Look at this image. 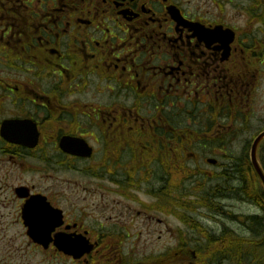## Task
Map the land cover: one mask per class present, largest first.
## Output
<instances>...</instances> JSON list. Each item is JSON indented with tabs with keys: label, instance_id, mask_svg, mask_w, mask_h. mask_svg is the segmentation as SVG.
<instances>
[{
	"label": "flooded vegetation",
	"instance_id": "af4514ba",
	"mask_svg": "<svg viewBox=\"0 0 264 264\" xmlns=\"http://www.w3.org/2000/svg\"><path fill=\"white\" fill-rule=\"evenodd\" d=\"M256 105L264 130V0H0V222L9 224L0 264H158L141 254L137 224L173 236V217L182 227L162 264L248 254L251 239L241 242L226 221L210 231L196 215L173 216L172 175L207 179L196 163L213 158L238 200L264 210V190L261 201L243 193L257 190L245 153L188 152L206 135L235 142L226 129L248 126ZM68 172L101 181V213L86 223L62 205L88 191ZM144 188L154 200L140 199ZM231 212L224 218L235 225ZM186 234L197 236L191 246ZM58 238L91 248L72 258ZM255 250L250 264H264V238Z\"/></svg>",
	"mask_w": 264,
	"mask_h": 264
},
{
	"label": "rangeland",
	"instance_id": "374dc122",
	"mask_svg": "<svg viewBox=\"0 0 264 264\" xmlns=\"http://www.w3.org/2000/svg\"><path fill=\"white\" fill-rule=\"evenodd\" d=\"M237 2V1H236ZM231 7V5H230ZM232 8V7H231ZM226 9H230L225 7ZM229 11V10H226ZM259 92H261L259 90ZM261 98L260 96H258V101H257V105L258 103H260ZM255 106V118H253V120L248 123V126H239V124L237 123L236 126H231L230 129H226L229 130L228 133L232 136V139H235V142H232L231 144H229L228 142H224L227 144H220V143H209L208 142V135L206 138V144H202L200 146L196 145L193 149V151L196 152H205L206 150H210L212 148H217V146L222 147L223 150H228V152H232L234 153L236 156H238V153H243L244 151L248 152V141L251 139V136H253L254 134H256L258 131H260L261 129V120L260 116L262 117L261 113L262 110L259 106ZM243 115V113H242ZM230 122H228L229 124ZM223 126V125H222ZM216 130L218 128H215ZM223 142V141H221ZM203 146L205 148H203ZM199 150H203V151H199ZM217 150H213V152H216ZM206 153V152H205ZM212 155V154H211ZM222 161V159H221ZM188 168L192 169L191 166V162L189 161L187 163ZM197 168L199 169H203V172H206L205 175L207 176V179L202 178V176L199 175H191L189 172L190 170H188V172L185 174V176H187V179H183L184 176L179 175V172H173L172 175V183L177 185L180 184L181 186H178L177 189H173L172 192V198L173 201L172 203H176V201L178 203H188L187 201H189L186 198H180L179 196L184 192V191H190L193 193H197L195 195L198 196V194L200 193L197 189L201 188L202 185H205L207 187V189H209V187H211L210 185H215L216 189H217V201L220 199H224L222 198L223 196L226 195V200H222L220 203L218 202H214L213 205H211V207H206V206H199V208H197V206L191 207L189 208V212L188 215H196L198 216L197 218H193L195 220V222L199 225H201L203 228V230L208 229L210 231H214V230H221L222 229V223L223 221H226L228 223V225L231 226V228L234 229V231L237 232V237L240 238H248L249 240L251 239L252 244H256V241L259 240L260 238H264V231L262 228H260L261 232H257L256 235L253 233V222L254 220H248L246 225H244V223H240V225H238L237 221L239 220V216H242V218L245 217H249L250 215H261V217L263 216L262 213H264V210H259V208L256 206V204L261 207V203H241V201H239L237 198V193L239 191H235L229 190L230 187V182L228 180V178H230V176H224L221 172H217L220 171L221 168L216 167L215 165L209 164L207 163L204 159L203 160H199L196 163ZM79 167V166H78ZM216 173V174H214ZM68 176L70 175H75V177L77 179H81V180H85L86 183H88L89 185L84 186L83 188H86V190L88 189V191H84L81 192L80 194L78 192H75L74 197H77V199L75 200L76 203H62L63 207L66 210H73L74 214L76 217L81 218L85 223L86 220H90V218L88 217V215H91L92 217L94 216H99V214L101 213V207H97V203H101V194H102V190H101V181L100 180H94V179H87L88 177L80 172H71V173H66ZM210 179L213 181L211 183ZM149 186L152 185L153 183L150 182L148 183ZM147 186V185H145ZM144 186V187H145ZM145 188L139 192L140 194V199L142 200H147L150 201L152 198L147 197L143 194ZM111 194H113V198H118L117 195L114 192H110ZM83 196H85V198H83ZM154 200V199H152ZM66 202V200H65ZM196 198L191 200V203H196ZM199 202V201H198ZM90 203H93L94 206L91 208L92 212L90 214L87 213V208L89 206ZM145 204V203H143ZM199 204V203H198ZM142 204L140 203V206ZM234 212V216L236 215V222L235 225L230 224V222L228 221L227 216H232V212ZM210 214V215H208ZM173 216H175L173 214ZM190 217V216H189ZM252 218V217H251ZM7 219V218H4ZM244 222V221H243ZM172 224H173V228H174V234L173 236H167L166 234H164L162 237H159V235L157 233L155 234H146L147 232L142 228V224L139 223L137 224L138 228H140V232L141 235H139V245L142 248L141 254L142 255H152L154 257H157L158 259V264H162L164 263L163 261H165L166 258H164V260L162 261L160 259L161 257V253L167 249L173 246V244L175 243L176 240V228L177 227H182L180 224H178L177 219H175V217H173L172 219ZM9 227V224L7 223V221H1L0 222V232H5L6 228ZM228 230V229H226ZM188 237V241L189 245L191 246V240L194 237V234L192 236H187L186 234V238ZM247 239V240H248ZM248 240V241H249ZM255 241V242H254ZM262 242V241H261ZM218 249L221 250V245L222 243H218ZM238 244H241L238 241ZM224 247L226 248H230L227 247L226 245L223 244ZM215 248H217V246H214ZM244 246L242 245V248ZM219 250V251H220ZM221 253H223V251H220ZM255 252H259L257 250L254 249V247H251V249L249 250L248 254L246 253V250H242V251H236L235 253L233 252H229L226 254V256H228V260L224 262L223 260H221L222 257H220L219 254H216V256H214L213 259H210L207 264H239L241 263V260L244 264H250L251 261L249 259H252L253 261L258 257V256H253V254H255ZM260 253V252H259ZM44 257L47 259V257L44 255ZM261 258V257H260ZM247 260V261H246ZM233 262V263H232ZM48 264V263H47ZM60 264H67V262H65L64 260H60ZM255 264V262H254Z\"/></svg>",
	"mask_w": 264,
	"mask_h": 264
},
{
	"label": "water",
	"instance_id": "95a60500",
	"mask_svg": "<svg viewBox=\"0 0 264 264\" xmlns=\"http://www.w3.org/2000/svg\"><path fill=\"white\" fill-rule=\"evenodd\" d=\"M264 137V132L260 133L253 141L252 146H251V151H250V158L251 162L253 164L254 169L256 170L258 176L260 177L262 183L264 184V175L262 174V171L260 170V167L256 161V148L259 143V141ZM62 249L72 255L74 257L80 256V254L85 250V243L81 239H77L76 241L73 242L72 246H68L65 243H62L61 245Z\"/></svg>",
	"mask_w": 264,
	"mask_h": 264
},
{
	"label": "trees",
	"instance_id": "16d2710c",
	"mask_svg": "<svg viewBox=\"0 0 264 264\" xmlns=\"http://www.w3.org/2000/svg\"><path fill=\"white\" fill-rule=\"evenodd\" d=\"M242 176V175H241ZM253 176H255V175H253ZM254 178V177H253ZM245 179V178H244ZM247 190H248V188H247ZM251 193H252V197L254 198V199H257V200H259V201H261V199H262V193H261V191L259 190L258 191V193L255 191V189L252 187L251 188ZM207 196V193H205L204 192V195L203 196H201L200 198L201 199H203V200H208L209 198H208V196ZM205 197V198H204ZM262 205V204H261ZM263 215H264V213H263ZM252 220H254V222H253V233L256 235V233L259 231V232H261V230H260V228H263V224H262V220H261V215H252V218H251ZM261 241H262V238H260L259 240H257L256 241V244H258V246L259 245H261ZM255 242V241H254ZM253 256H256V254H253Z\"/></svg>",
	"mask_w": 264,
	"mask_h": 264
},
{
	"label": "bare ground",
	"instance_id": "6f19581e",
	"mask_svg": "<svg viewBox=\"0 0 264 264\" xmlns=\"http://www.w3.org/2000/svg\"><path fill=\"white\" fill-rule=\"evenodd\" d=\"M257 206V205H256ZM258 207V206H257ZM246 221V217H240L239 220L237 221L238 225H240V222ZM246 225V224H244Z\"/></svg>",
	"mask_w": 264,
	"mask_h": 264
}]
</instances>
